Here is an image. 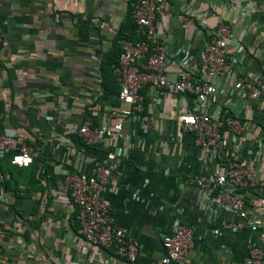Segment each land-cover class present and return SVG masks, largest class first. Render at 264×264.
Masks as SVG:
<instances>
[{
	"label": "crops",
	"instance_id": "obj_1",
	"mask_svg": "<svg viewBox=\"0 0 264 264\" xmlns=\"http://www.w3.org/2000/svg\"><path fill=\"white\" fill-rule=\"evenodd\" d=\"M130 1L0 0V129L34 151L27 167L11 164L13 151L0 155V264H156L163 237L178 223L193 230L183 264H244L250 246L264 247V97L245 96L246 78L259 75L264 83V0H166L171 16L158 28L168 80L186 68L196 75L199 53L220 22L231 24L235 63L203 104L187 92L145 86L141 111L125 114L127 105L102 95L100 65L127 27ZM179 14L194 26L181 24ZM114 109L122 138L83 143L79 126L88 118L106 125ZM194 110L242 121L241 134L224 133L260 182L240 191L262 217L256 231L221 203L225 188L195 184L218 164L180 130L178 116ZM109 152L119 161L103 196L137 244L133 263L87 245L64 188L67 174H93Z\"/></svg>",
	"mask_w": 264,
	"mask_h": 264
},
{
	"label": "built area",
	"instance_id": "obj_2",
	"mask_svg": "<svg viewBox=\"0 0 264 264\" xmlns=\"http://www.w3.org/2000/svg\"><path fill=\"white\" fill-rule=\"evenodd\" d=\"M169 16L171 12L166 0H134L131 5L135 32L142 39L136 42L122 41L117 63L113 65V74L119 86L118 100L128 106L125 114L141 111L139 90L145 86L157 91L187 92L203 104L209 96L217 93L213 81L227 75L235 63L228 53V43L232 37L231 24L220 22L199 53L196 75L186 68L179 72L174 81L168 80L165 74L167 57L159 37L158 22ZM177 20L184 26H194L190 16L179 14ZM245 88V96L249 101L264 97V83L259 75L246 78ZM117 114L115 109L109 111L106 115L108 124L100 126H94L88 118L79 126L78 133L86 144L104 139L120 140L123 136L122 124L114 120ZM178 121L181 132L192 134L195 144L209 151L218 164V170L210 177L196 178L195 184L202 188H225L220 196L221 203L244 220L251 231H256L262 224V217L245 205L240 191L260 185V182L253 170L232 153L233 142L224 133L241 134L244 131L242 121L230 114L213 119L199 110L179 115ZM9 151L14 152L10 160L13 165L27 167L32 162L33 148L0 129V155ZM106 160L107 163L96 164L91 175L67 174L64 188L76 210L79 233L87 245L113 251L133 263L137 244L127 239L124 230L113 221L109 214L110 204L103 196L116 173L119 157L109 152ZM192 239L193 230L190 226L176 224L171 234L163 237V255L156 264H183ZM259 239L264 241V233L260 234ZM244 264H264V247L250 246Z\"/></svg>",
	"mask_w": 264,
	"mask_h": 264
},
{
	"label": "trees",
	"instance_id": "obj_3",
	"mask_svg": "<svg viewBox=\"0 0 264 264\" xmlns=\"http://www.w3.org/2000/svg\"><path fill=\"white\" fill-rule=\"evenodd\" d=\"M134 0H131L128 4V20L126 22L127 27H121L115 36V48L111 53L105 56L102 60L100 65L101 70V79H102V95L104 97H112L115 98V103L118 104V93H119V86L116 82V79L113 74V65L117 63V58L120 53V43L122 41H140L142 39L135 30L136 26L131 17V5ZM82 142L84 140L82 139ZM12 155L9 157V161L12 158Z\"/></svg>",
	"mask_w": 264,
	"mask_h": 264
}]
</instances>
